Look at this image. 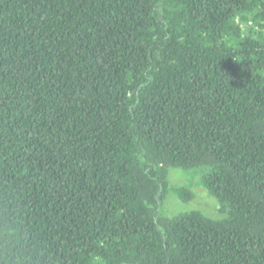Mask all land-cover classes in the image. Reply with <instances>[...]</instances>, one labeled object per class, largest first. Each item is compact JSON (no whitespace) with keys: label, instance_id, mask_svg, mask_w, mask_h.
<instances>
[{"label":"trees","instance_id":"trees-1","mask_svg":"<svg viewBox=\"0 0 264 264\" xmlns=\"http://www.w3.org/2000/svg\"><path fill=\"white\" fill-rule=\"evenodd\" d=\"M0 264H264V0H0Z\"/></svg>","mask_w":264,"mask_h":264},{"label":"rangeland","instance_id":"rangeland-1","mask_svg":"<svg viewBox=\"0 0 264 264\" xmlns=\"http://www.w3.org/2000/svg\"><path fill=\"white\" fill-rule=\"evenodd\" d=\"M193 170L170 168L168 174L169 190L162 203L161 214L173 217L183 212L197 210L203 215L219 219V204L201 185L200 175ZM177 187H185L191 194L189 199H181L175 191Z\"/></svg>","mask_w":264,"mask_h":264}]
</instances>
